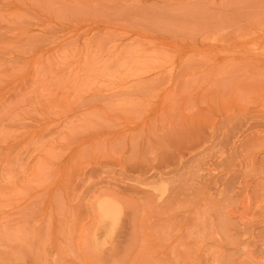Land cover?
<instances>
[{
  "label": "rangeland",
  "instance_id": "1",
  "mask_svg": "<svg viewBox=\"0 0 264 264\" xmlns=\"http://www.w3.org/2000/svg\"><path fill=\"white\" fill-rule=\"evenodd\" d=\"M0 264H264V0H0Z\"/></svg>",
  "mask_w": 264,
  "mask_h": 264
},
{
  "label": "bare ground",
  "instance_id": "2",
  "mask_svg": "<svg viewBox=\"0 0 264 264\" xmlns=\"http://www.w3.org/2000/svg\"><path fill=\"white\" fill-rule=\"evenodd\" d=\"M100 212L102 217L106 219L115 218V216H117V214L119 213L117 208L108 203H102L100 205Z\"/></svg>",
  "mask_w": 264,
  "mask_h": 264
}]
</instances>
